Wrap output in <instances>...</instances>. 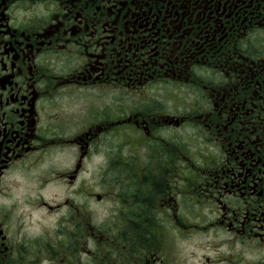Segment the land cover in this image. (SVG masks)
<instances>
[{"label": "flooded vegetation", "instance_id": "obj_1", "mask_svg": "<svg viewBox=\"0 0 264 264\" xmlns=\"http://www.w3.org/2000/svg\"><path fill=\"white\" fill-rule=\"evenodd\" d=\"M0 264H264V0H0Z\"/></svg>", "mask_w": 264, "mask_h": 264}, {"label": "rangeland", "instance_id": "obj_2", "mask_svg": "<svg viewBox=\"0 0 264 264\" xmlns=\"http://www.w3.org/2000/svg\"><path fill=\"white\" fill-rule=\"evenodd\" d=\"M110 98H111L110 95L106 96L104 102L105 103L110 102ZM85 111H86V109H84V113H85ZM89 167L91 168L92 167V164H90ZM97 177H98V174L93 173V172L85 173L84 174V179H85V181H86L87 184L96 185L95 184V181H92V179L93 178L96 179ZM102 187L103 186L100 185V188L98 189V191H101L102 190ZM180 246H181V249L183 250L184 253L187 252V251L190 252V251L194 250L193 249V246L191 244V240H187V241H184V242L181 241Z\"/></svg>", "mask_w": 264, "mask_h": 264}]
</instances>
